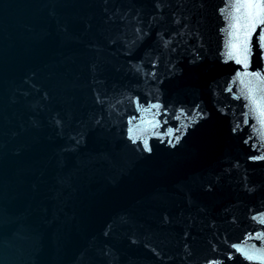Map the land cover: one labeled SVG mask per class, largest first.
<instances>
[{
    "label": "water",
    "instance_id": "95a60500",
    "mask_svg": "<svg viewBox=\"0 0 264 264\" xmlns=\"http://www.w3.org/2000/svg\"><path fill=\"white\" fill-rule=\"evenodd\" d=\"M261 21L0 0V264H264Z\"/></svg>",
    "mask_w": 264,
    "mask_h": 264
},
{
    "label": "snow or ice",
    "instance_id": "6c2138e0",
    "mask_svg": "<svg viewBox=\"0 0 264 264\" xmlns=\"http://www.w3.org/2000/svg\"><path fill=\"white\" fill-rule=\"evenodd\" d=\"M248 6H249V7H253V5H252V4H249ZM255 7L259 8V7H260V5H255ZM261 22H262V23H264V21H261ZM145 145L147 146L146 142H145ZM261 158H264V157H261Z\"/></svg>",
    "mask_w": 264,
    "mask_h": 264
}]
</instances>
